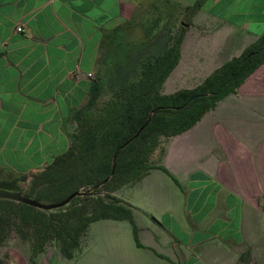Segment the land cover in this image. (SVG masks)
Masks as SVG:
<instances>
[{
  "label": "crops",
  "instance_id": "1",
  "mask_svg": "<svg viewBox=\"0 0 264 264\" xmlns=\"http://www.w3.org/2000/svg\"><path fill=\"white\" fill-rule=\"evenodd\" d=\"M197 1L0 0V174H28L24 188L68 150L71 116L87 102L106 35L140 39L143 26L178 24L181 8ZM263 33L264 0H202L163 91L173 93L168 84L185 51L196 60L191 71L205 72L194 88ZM165 147L155 159L170 174L154 168L115 192L136 207L142 246L129 220L101 219L82 253L62 262L264 264V63ZM19 248L8 241L0 264H32L30 248ZM55 256L38 261L53 264Z\"/></svg>",
  "mask_w": 264,
  "mask_h": 264
},
{
  "label": "trees",
  "instance_id": "2",
  "mask_svg": "<svg viewBox=\"0 0 264 264\" xmlns=\"http://www.w3.org/2000/svg\"><path fill=\"white\" fill-rule=\"evenodd\" d=\"M201 5L199 0L181 8L178 24L167 18L162 24L157 20L143 26V37L137 40L106 35L87 102L71 116L76 125L70 146L32 175L26 195L57 203L79 189L96 186L110 175L117 153L115 173L96 195L78 196L52 212L0 199V248L17 236L29 243L32 264H40L39 257L51 245H57L64 258L75 260L82 253L90 225L101 219L129 220L142 246L136 207L115 192L136 184L154 168L170 174L155 153L164 154L170 138L192 128L264 63L263 33L196 87L165 93L164 84L180 61L188 25ZM28 178V174H0V187L23 190L21 183Z\"/></svg>",
  "mask_w": 264,
  "mask_h": 264
},
{
  "label": "rangeland",
  "instance_id": "3",
  "mask_svg": "<svg viewBox=\"0 0 264 264\" xmlns=\"http://www.w3.org/2000/svg\"><path fill=\"white\" fill-rule=\"evenodd\" d=\"M191 62L193 64H195L196 60H195V58H191V50H187L183 54L182 63H181V66L178 69V73L177 74H179V75L177 77H173V79H171L170 83L168 84V87H169L168 89H171V92H175V91H177L179 89H189V88H191L190 87L191 83L194 80L199 79V77H201L203 75L202 73H205V72H201L198 69H194V70L191 71ZM195 72H198L200 74H197V77H192V76H195ZM191 77L193 78V80H191ZM186 87H188V88H186ZM159 154L161 155V152ZM8 241L9 242L10 241L15 242L16 245L19 246L20 247L19 249H21V250L23 249L22 247L30 248L29 243L23 242L17 236L10 237V239ZM52 255L53 256L56 255L54 257L55 259L53 261V264H65L64 262H66V261H63V262L61 261V260H64V259H62L64 257L62 256V254H61V252H60V250H59L57 245L49 246L47 248V250L42 254V257L49 258ZM117 263L118 264H124V263H121V262H117Z\"/></svg>",
  "mask_w": 264,
  "mask_h": 264
},
{
  "label": "water",
  "instance_id": "4",
  "mask_svg": "<svg viewBox=\"0 0 264 264\" xmlns=\"http://www.w3.org/2000/svg\"><path fill=\"white\" fill-rule=\"evenodd\" d=\"M153 113L154 112L151 113V115L149 117V121L151 120ZM143 128H144V126L139 130L138 134L140 133V131ZM116 158H117V153L115 154L114 159H113L112 171H111L110 175L104 181H102L100 184H98L96 186H92L86 190L79 189V190L73 192L72 194H70L67 198H65L64 200H62L60 202L45 203V202L38 201L33 196L26 195L27 187L23 190H14V189L0 187V199H8V200L16 201V202L25 203V204L34 206V207L39 208V209L46 211V212H52V211L58 210L60 208H65L67 205H69L71 203V201L74 198H76L78 196H84L87 194H91L93 191H96L99 187L103 186L106 182H108L115 173Z\"/></svg>",
  "mask_w": 264,
  "mask_h": 264
},
{
  "label": "flooded vegetation",
  "instance_id": "5",
  "mask_svg": "<svg viewBox=\"0 0 264 264\" xmlns=\"http://www.w3.org/2000/svg\"><path fill=\"white\" fill-rule=\"evenodd\" d=\"M32 175H33V174H32ZM32 175H31V179H32V177H33ZM31 179H30V180H31ZM30 180H29V181H30ZM28 184H29V183H26V187H27V188H28ZM26 187H24L23 189H25ZM91 194L96 195L97 193H96V191H93Z\"/></svg>",
  "mask_w": 264,
  "mask_h": 264
},
{
  "label": "built area",
  "instance_id": "6",
  "mask_svg": "<svg viewBox=\"0 0 264 264\" xmlns=\"http://www.w3.org/2000/svg\"><path fill=\"white\" fill-rule=\"evenodd\" d=\"M17 30H18V31H22V30H23V27H22V26H18V27H17Z\"/></svg>",
  "mask_w": 264,
  "mask_h": 264
}]
</instances>
